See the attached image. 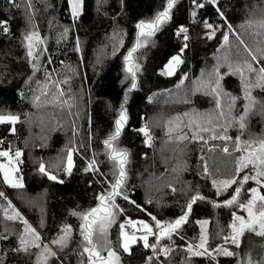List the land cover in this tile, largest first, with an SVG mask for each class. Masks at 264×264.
Here are the masks:
<instances>
[{
  "label": "trees",
  "instance_id": "16d2710c",
  "mask_svg": "<svg viewBox=\"0 0 264 264\" xmlns=\"http://www.w3.org/2000/svg\"><path fill=\"white\" fill-rule=\"evenodd\" d=\"M17 2L21 5L19 8L11 7L7 0H0V19H7L10 27L9 34L0 31V114L12 113L20 117L15 133L10 131L11 125H0V139L6 141L0 143V150L11 149L13 154L16 149L22 151L17 175L23 177L24 185L12 188L2 183L0 177V191L7 198L0 197V233H4L5 228L10 230L8 240H0V253H8L4 264L36 262L35 256L29 258L10 251L18 244L23 224L4 217L3 209L9 200L40 233L42 245L48 244L57 251V257L50 258V264H62L61 258L63 264H87V255H79L84 246L79 227L83 221L72 213L96 207L99 204L97 196L111 190L110 184L115 180L114 165L103 141L114 132L122 105L128 121L115 143L129 153L124 184V194L129 200L122 196L116 198L115 203L124 211L117 214L116 223L108 229V239L121 255V264H246L249 257L247 239L255 236L254 233L246 232L239 248L225 245L238 253L235 257L218 256L213 260L186 253L187 244L199 242L201 227L197 221H209V246L214 248L224 245V236L230 235L233 213H246L236 206L214 207V203L222 204L229 199L235 188L234 185L216 195L212 180L234 175L235 159L240 155L233 151L235 137L240 135L238 128H228L227 134L233 138L230 141L209 139L211 133H203L206 143L199 140L180 142L176 137L183 133L190 136L194 130L185 126L188 117L184 113L191 114L193 110L208 113L215 108L211 96L202 92L191 94L197 81L202 76L207 79V73L212 72L229 50L234 61L251 59L239 45L237 35L255 52L257 38L251 35L255 29H247L246 21L264 18V0H220L228 23L235 30L230 34V43L221 47L223 33L228 31L221 27L213 39L195 51L189 39L184 41L175 35L177 28L183 25L190 31L204 25L205 19L213 25H223L224 21L211 5L199 10L193 18L190 0H179L173 9V19L150 38L146 47L134 54L141 71L137 74V87L131 91V77L124 70V57L136 42V24L162 11L166 0H83L81 14L75 19L67 0H32V8H27L24 0ZM33 25L44 41L37 48L38 52H43L36 61L39 68L35 72L23 41L24 34L31 31ZM65 29L68 30L66 34ZM185 43L188 47L181 57L184 63L175 75H163L166 63ZM237 48L240 49L239 57L235 55ZM227 70V66L220 68L222 74ZM185 73L188 78L181 84ZM222 83L226 91L241 97L232 114L237 116L246 102L242 98L240 79L227 76ZM45 84L48 95L41 96L38 106L33 97L41 94ZM60 90L63 97H58ZM21 92L23 97L19 95ZM54 96L58 99L54 100ZM253 96L264 101V90L254 89ZM185 98L190 102L184 103ZM61 100L67 103L61 104ZM176 117L183 121L180 129H176ZM219 123H225L224 119ZM145 124L150 129L151 145L146 144L144 135L137 131ZM169 127L173 128L171 133ZM217 131L219 133V129ZM251 134L264 135V117L259 114L250 117L248 130L241 135V140L249 139ZM226 144L231 155L222 151ZM70 147L76 149L73 153L75 166L68 175L63 165ZM92 159L98 171H84ZM205 161L209 174L203 171ZM40 163L57 175L58 180L41 174ZM252 187H256L254 181L245 185V189ZM196 194L205 199L193 204L189 221L179 230V235L173 234L172 239L165 238L158 244V247L174 250L170 257L161 254L157 258L152 249L143 247L142 241L132 246L131 254L119 248L120 223L128 219L143 220L154 227L152 216L162 222H171L183 214L191 196ZM249 197L250 193L242 192L240 202H246ZM65 225H71L72 239L61 252L50 241L62 234ZM149 242L156 241L149 237ZM101 254L106 256L107 251L102 250ZM149 256H153L152 262L147 261Z\"/></svg>",
  "mask_w": 264,
  "mask_h": 264
},
{
  "label": "snow or ice",
  "instance_id": "6c2138e0",
  "mask_svg": "<svg viewBox=\"0 0 264 264\" xmlns=\"http://www.w3.org/2000/svg\"><path fill=\"white\" fill-rule=\"evenodd\" d=\"M71 8V14L73 18H79L83 0H67ZM179 0H166V4L163 5V10L158 11L153 18L149 20H140L136 24L138 29L136 42L132 48H130L124 57L125 72L131 77V88L137 87V74L141 71V65L134 59V54L139 49L146 47L149 44L150 38L155 36L159 32L162 26L166 25L173 19V9L178 4ZM192 10L190 15L195 18L198 11L204 9L206 5H211L215 8L217 15L224 21L223 25L216 26L210 23L207 19L203 21L205 29V36L207 39H213L216 32L221 27H226L228 31L223 33V44L221 47H225L230 43V34H234L235 30L233 26L228 23L227 17L221 8L220 0H190ZM7 3L11 7L19 8L21 5L17 0H7ZM24 5L27 8H32V0H24ZM247 29H255L251 35L257 38L255 52L245 43L243 39L237 35L239 45L243 47L244 52L251 59L244 58L242 60L233 59L231 50L226 52L221 58L220 62L213 68L212 72L207 73V79L202 78L197 81V86L194 90H191V94L195 95L196 92H202L206 96H211L215 104V108L212 112L199 113L195 110L190 113H184V116L188 117L186 127L194 129L189 136L188 133L178 135L176 139L180 142L184 141H204L203 133H211L209 139H219L223 141H230L233 138L229 136L228 128H238L240 135L235 137L233 151L240 153L235 159V173L230 178L213 179L212 185L216 188V195H220L223 191H227L235 185L233 194L227 200L221 203H214V207H228L236 206L243 209L247 218L243 215L233 213V221L230 224V235L224 236V245H218L214 248L209 246V235L207 231L208 220H199L198 223L201 227V233L198 243H189L186 245L187 256L191 257H204L208 256L213 260L218 256L235 257L238 253L225 246L231 244L236 248H239L242 242V238L245 233H254L256 236L264 238V135L257 136L251 134L249 139L241 140L243 135L248 130V123L250 117L254 115H261L264 117V101L258 100L253 96L254 89L264 90V18L253 21L251 19L246 21ZM0 31L4 34L10 33L9 21L7 19H0ZM65 29L64 34L67 33ZM189 29L183 25H180L175 35L183 37L184 41H188L187 35ZM62 34V35H64ZM23 41L26 43L27 57L29 63H31L33 71H38L39 56L43 50L37 51L38 45L43 44L44 41L41 38L38 31L35 30V26H32L31 31H27L24 34ZM123 45V41H120ZM188 44L185 43L180 48L178 54L171 56L168 63L162 72L163 75L173 76L176 74L177 69L184 63L181 58ZM77 50H79L77 48ZM115 54V53H114ZM235 55L240 56V49L237 48ZM255 65V66H254ZM227 66V72L221 73L220 68ZM227 76H238L240 79V87L242 92V98L246 101L243 104V110L237 116H233V112L237 110V101L241 99L240 96L233 95L224 89L223 80ZM188 78V74L185 73L180 83L183 84L184 79ZM31 79V77H29ZM67 83V81H64ZM58 87V85H57ZM179 87V85L177 86ZM21 97L24 93H19ZM48 95V86L44 85L40 95L33 97V102L38 106L41 103V96ZM62 90L59 91L58 97H63ZM58 97L54 96L56 100ZM149 99H152L149 97ZM184 103L190 101L185 98ZM61 104L67 103L61 100ZM224 119L225 123L221 124L219 121ZM20 121L19 115L8 113L0 114V125H11L10 131L16 132L15 125ZM128 121L127 111L121 106L119 117L115 120V129L107 139L103 141L108 152L109 159L114 165L115 180L110 184V191L101 193L97 196L99 204L96 207L91 208L86 212H73V215L80 216L83 223L80 227V234L83 237L84 246L82 252L79 255H87V264H121V255L117 252L116 248L112 245V242L108 239V229L112 224L116 223V217L118 213H122L124 210L115 203L118 196H122L124 200H129V197L124 194V184L127 177L126 165L128 164V150L119 148L115 143L118 141L121 133ZM176 129H180L183 123L180 117L175 118ZM173 121H169L172 124ZM219 129V133L218 130ZM144 135L145 143L151 145L152 136L150 135V129L147 124L137 130ZM173 131L172 127H169V133ZM222 133V134H220ZM6 141L0 139V143ZM205 143L207 141H204ZM76 151L74 148L67 149L66 163L63 165V171L68 175L72 174L74 168L73 153ZM222 151L226 154L229 153L227 144L223 147ZM23 155L20 149H16L14 154L11 149L0 151V157L7 158L6 163H0V173L3 174V181L5 184L10 185L12 188H23V177L18 176L20 169L18 165L22 162L21 156ZM59 165L57 168L59 169ZM247 170V171H246ZM84 171H98L95 159L88 162ZM203 171L205 174H209V168L205 161ZM39 172L47 175L48 179L57 181L58 176L52 174L46 169L44 163L39 164ZM249 181H254L256 187L245 189V185ZM60 183H64L63 180H59ZM175 191V189H173ZM242 192L250 193V197L246 202H240ZM0 197H5V193L0 191ZM5 199H7L5 197ZM205 199L204 196L196 194L191 196L190 202L186 205V210L178 218L171 222H162L155 216L151 219L155 221V230L153 225L140 220L128 219L124 223L119 224V248L126 254H131L132 246L139 241L143 242L145 249H152L157 258L162 254L164 257H170L174 251L171 247H158L160 241L172 239L173 234L179 235V230L189 221V215L192 212L193 204L197 200ZM135 204V201H131ZM139 207V205H137ZM11 210V214H9ZM3 214L8 221H21L23 224L22 233H18V244L15 248L10 249L12 253H23L27 257H36L35 264H50V258L57 257V251H54L48 244L41 243L42 238L40 233L32 227L21 213L12 205L9 200L7 207L3 209ZM130 228L132 231H128ZM10 230L5 228L4 233H0V240H8V232ZM72 227L71 225H65L61 230L62 234L56 238H53L50 243L56 245L62 252L67 248L70 240L72 239ZM143 234L137 236V232ZM149 237H154L155 243L149 242ZM35 249V251H33ZM102 250L107 251V255L101 254ZM8 255L7 252L0 253V264H4V257ZM186 256V261H187ZM63 264V258H61ZM148 262L153 261V256L147 257ZM246 264H264V260L259 262L254 261L250 256L247 258Z\"/></svg>",
  "mask_w": 264,
  "mask_h": 264
},
{
  "label": "rangeland",
  "instance_id": "374dc122",
  "mask_svg": "<svg viewBox=\"0 0 264 264\" xmlns=\"http://www.w3.org/2000/svg\"><path fill=\"white\" fill-rule=\"evenodd\" d=\"M216 26H220L219 24H215ZM207 29H205L204 25H198L190 29L189 33L187 35L189 36L190 45L193 51L197 50L199 47L205 45L208 43L211 39H207L205 36V32ZM179 39L183 40V37H178ZM223 40V39H222ZM168 63V62H167ZM166 63V64H167ZM165 68V66H164ZM163 68V70H164ZM1 151V150H0ZM7 158L4 157V160L0 161V163H6ZM1 181H3V174L0 173ZM11 214V212H9ZM245 218H247V214L245 213ZM232 223V222H231ZM128 231H132L130 228L127 229ZM137 236L142 235V232H137ZM247 249L246 253L254 260V261H261L264 260V238L258 237V236H249L247 239Z\"/></svg>",
  "mask_w": 264,
  "mask_h": 264
},
{
  "label": "built area",
  "instance_id": "2783aa9c",
  "mask_svg": "<svg viewBox=\"0 0 264 264\" xmlns=\"http://www.w3.org/2000/svg\"><path fill=\"white\" fill-rule=\"evenodd\" d=\"M4 160L3 157H0V161Z\"/></svg>",
  "mask_w": 264,
  "mask_h": 264
}]
</instances>
